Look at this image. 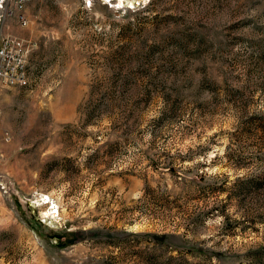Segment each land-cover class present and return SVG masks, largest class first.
Wrapping results in <instances>:
<instances>
[{
	"label": "rangeland",
	"instance_id": "1",
	"mask_svg": "<svg viewBox=\"0 0 264 264\" xmlns=\"http://www.w3.org/2000/svg\"><path fill=\"white\" fill-rule=\"evenodd\" d=\"M27 14L0 31L32 43L0 87V264H264V0Z\"/></svg>",
	"mask_w": 264,
	"mask_h": 264
},
{
	"label": "built area",
	"instance_id": "2",
	"mask_svg": "<svg viewBox=\"0 0 264 264\" xmlns=\"http://www.w3.org/2000/svg\"><path fill=\"white\" fill-rule=\"evenodd\" d=\"M34 0H0V22L2 29L11 27L26 28L29 25L28 6ZM7 7H15V22L4 25ZM32 43L21 39L11 32L0 34V87L11 88L25 86L28 83L26 55L30 54ZM1 113V110H0Z\"/></svg>",
	"mask_w": 264,
	"mask_h": 264
},
{
	"label": "bare ground",
	"instance_id": "3",
	"mask_svg": "<svg viewBox=\"0 0 264 264\" xmlns=\"http://www.w3.org/2000/svg\"><path fill=\"white\" fill-rule=\"evenodd\" d=\"M4 20H11L15 22V7H7L6 14L4 15ZM28 60V55H26V64Z\"/></svg>",
	"mask_w": 264,
	"mask_h": 264
},
{
	"label": "trees",
	"instance_id": "4",
	"mask_svg": "<svg viewBox=\"0 0 264 264\" xmlns=\"http://www.w3.org/2000/svg\"><path fill=\"white\" fill-rule=\"evenodd\" d=\"M158 239H161V240H162L163 238H159V237H158Z\"/></svg>",
	"mask_w": 264,
	"mask_h": 264
}]
</instances>
